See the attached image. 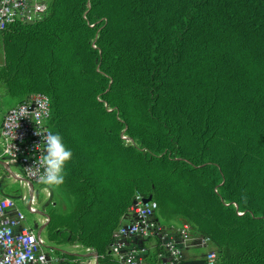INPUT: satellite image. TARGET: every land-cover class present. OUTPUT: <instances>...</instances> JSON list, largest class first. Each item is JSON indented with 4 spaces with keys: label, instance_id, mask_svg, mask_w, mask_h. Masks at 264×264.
I'll return each instance as SVG.
<instances>
[{
    "label": "trees",
    "instance_id": "1",
    "mask_svg": "<svg viewBox=\"0 0 264 264\" xmlns=\"http://www.w3.org/2000/svg\"><path fill=\"white\" fill-rule=\"evenodd\" d=\"M0 37L6 93L46 95L73 153L47 241L119 264L106 247L138 192L220 264H264V0H51Z\"/></svg>",
    "mask_w": 264,
    "mask_h": 264
},
{
    "label": "built area",
    "instance_id": "2",
    "mask_svg": "<svg viewBox=\"0 0 264 264\" xmlns=\"http://www.w3.org/2000/svg\"><path fill=\"white\" fill-rule=\"evenodd\" d=\"M49 12L47 0H0V33L13 23L30 24ZM49 98L29 94L0 119V181L18 184L26 193L17 200L0 191V264H54L49 255L43 215L38 228L26 224L19 210L21 202L31 215H39L34 184L35 171L43 154L44 137L51 134ZM121 139L133 144L126 135ZM46 154V153H45ZM37 162V164H36ZM18 168L15 171L13 168ZM136 192L120 217L106 247L119 264H220V253L212 239L198 232L185 220H164L158 206ZM87 255L96 259L93 250Z\"/></svg>",
    "mask_w": 264,
    "mask_h": 264
},
{
    "label": "rangeland",
    "instance_id": "3",
    "mask_svg": "<svg viewBox=\"0 0 264 264\" xmlns=\"http://www.w3.org/2000/svg\"><path fill=\"white\" fill-rule=\"evenodd\" d=\"M50 4L51 0H47ZM4 62L3 59V50L2 43L0 37V68L2 67ZM19 104L16 99L11 98L4 88V85L0 82V119H2L3 115L7 113L8 110L13 108ZM15 171H19L18 168H13ZM0 181V191L13 197L14 199L20 198L22 195L26 193L25 189H23L18 184H11L9 180L4 179ZM34 190L37 196L36 208L39 210V215H31L28 213L27 208L22 205L21 202H17L19 210L26 217V224L31 228H38V224H40L41 218L43 215H47L49 208H55L59 212L65 213L68 212L74 203L73 197L64 189L59 186H48V185H37L34 184ZM47 246H51V243L47 241Z\"/></svg>",
    "mask_w": 264,
    "mask_h": 264
},
{
    "label": "clouds",
    "instance_id": "4",
    "mask_svg": "<svg viewBox=\"0 0 264 264\" xmlns=\"http://www.w3.org/2000/svg\"><path fill=\"white\" fill-rule=\"evenodd\" d=\"M72 157V151L65 145L59 133L47 134L44 137L43 154L38 164L36 162L37 181L48 186L62 185L65 180V165Z\"/></svg>",
    "mask_w": 264,
    "mask_h": 264
},
{
    "label": "crops",
    "instance_id": "5",
    "mask_svg": "<svg viewBox=\"0 0 264 264\" xmlns=\"http://www.w3.org/2000/svg\"><path fill=\"white\" fill-rule=\"evenodd\" d=\"M62 254L77 256L82 260L83 264H97V260L95 258L87 255V248L76 244L55 245L51 243V246L49 247V255L53 259L57 260V262L54 264H61L64 261V259L61 257Z\"/></svg>",
    "mask_w": 264,
    "mask_h": 264
},
{
    "label": "water",
    "instance_id": "6",
    "mask_svg": "<svg viewBox=\"0 0 264 264\" xmlns=\"http://www.w3.org/2000/svg\"><path fill=\"white\" fill-rule=\"evenodd\" d=\"M151 200V198L149 197V198H147L146 200H145V203H147V202H149Z\"/></svg>",
    "mask_w": 264,
    "mask_h": 264
}]
</instances>
